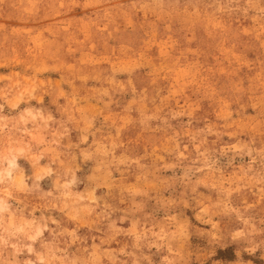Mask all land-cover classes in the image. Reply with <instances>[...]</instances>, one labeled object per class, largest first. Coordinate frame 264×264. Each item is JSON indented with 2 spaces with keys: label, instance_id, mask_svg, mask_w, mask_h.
<instances>
[{
  "label": "rangeland",
  "instance_id": "374dc122",
  "mask_svg": "<svg viewBox=\"0 0 264 264\" xmlns=\"http://www.w3.org/2000/svg\"><path fill=\"white\" fill-rule=\"evenodd\" d=\"M0 264H264V0H0Z\"/></svg>",
  "mask_w": 264,
  "mask_h": 264
}]
</instances>
